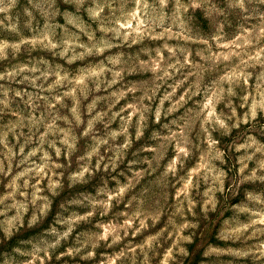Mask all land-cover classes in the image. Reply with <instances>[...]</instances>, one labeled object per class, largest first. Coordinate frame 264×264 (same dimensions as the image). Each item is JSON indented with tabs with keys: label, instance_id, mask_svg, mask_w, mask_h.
Here are the masks:
<instances>
[{
	"label": "clouds",
	"instance_id": "clouds-1",
	"mask_svg": "<svg viewBox=\"0 0 264 264\" xmlns=\"http://www.w3.org/2000/svg\"><path fill=\"white\" fill-rule=\"evenodd\" d=\"M225 212L199 264H264V0H0V264H193Z\"/></svg>",
	"mask_w": 264,
	"mask_h": 264
},
{
	"label": "rangeland",
	"instance_id": "rangeland-1",
	"mask_svg": "<svg viewBox=\"0 0 264 264\" xmlns=\"http://www.w3.org/2000/svg\"><path fill=\"white\" fill-rule=\"evenodd\" d=\"M120 106L118 105L117 108H119ZM103 152V150H102ZM110 155V153H109ZM74 159V157H73ZM105 159H107V156L105 157ZM95 163V160H93V164ZM119 171V169H118ZM99 175V174H98ZM97 181L93 180L90 182V184L88 185V190L91 191V194L94 196L95 192L93 190V185L96 184ZM77 193L75 192H68L65 191L62 193V196L60 197V199H69V198H76L77 197ZM127 197L125 198V202L121 203L120 205H116L114 203L113 205V212L109 214L108 217H100L99 214H97L96 217L93 218L92 221H90L87 224H81L78 227V231H96V229L93 227V225L95 224L96 221L103 219L104 221H107L109 219H111L112 217L115 216V214L119 211H126L129 210L125 207V204L127 203ZM58 200H54L53 202V207H52V212L54 213L56 210V204L58 203ZM163 203V201H162ZM67 210L68 212H74V211H78L83 213L84 211H86V208H80L76 205H67ZM133 209L135 208V205L132 206ZM148 207V206H146ZM150 210V209H149ZM63 214H67V213H63ZM229 213L225 212L222 213L220 216H218L216 219H214L210 226L208 228H203V225L200 226V231L198 232V237L195 239V242L192 245H189V251L191 253H195V256L193 258V264H199L200 260L202 259L201 256V252L203 250V247H205L209 242H212L216 247L219 248H227L230 246L229 243H225L222 240H217L215 238V234L217 231H221V230H227L229 228V224H228V219H229ZM49 219H51V215L49 216ZM167 223V221L162 218L161 219V224L157 226V228L154 231H158L159 228L161 226H164ZM222 234V233H221ZM75 235V234H74ZM140 239V238H137ZM197 246H200L199 249ZM101 251H110L108 249H106L103 244L101 245V247L99 249H97V255L99 256V253ZM58 254V253H57ZM55 255H53V259L50 262H47V264H65V261L68 262V264H83V262L79 261V257H77L75 260H73L72 257H65L63 261H56L55 259ZM210 260H216V257L213 255L209 258ZM228 259V257H221L220 260L221 261H226Z\"/></svg>",
	"mask_w": 264,
	"mask_h": 264
}]
</instances>
